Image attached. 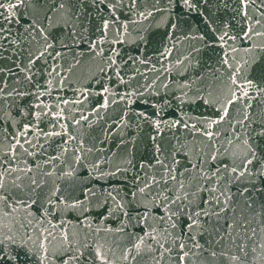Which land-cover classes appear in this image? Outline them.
Wrapping results in <instances>:
<instances>
[{
  "label": "water",
  "instance_id": "obj_1",
  "mask_svg": "<svg viewBox=\"0 0 264 264\" xmlns=\"http://www.w3.org/2000/svg\"><path fill=\"white\" fill-rule=\"evenodd\" d=\"M69 8L71 26L65 23ZM5 9L13 11L7 0ZM14 12L11 22L0 18L4 29L0 32V162L25 169L31 166L29 176L35 175L44 185L41 202L53 193L65 199L79 196L84 186L97 193L101 188L114 190V194L119 192L118 200H126V192L143 187L152 177L159 180L166 175L157 157L170 164L175 155L177 178L181 179L183 172L186 187L195 186L200 176L191 165L202 164L206 172L217 165H239L246 152L249 158L255 155L248 168L253 173L264 171L259 163L264 161V135L260 134L264 130V91H260L264 88V0H135L134 5L123 0L115 10L119 17L116 24L108 7L92 0H72L60 10L54 0H24ZM46 16H51V23ZM105 20L109 22L106 36L100 30ZM33 22L35 31L30 27ZM48 44L53 45L48 52L61 55L54 60L45 53L35 59ZM29 53L35 59L30 69ZM233 79L241 84L253 81L248 86L249 96L242 101L232 95L236 89ZM230 98L235 103L230 105ZM41 100L52 110L35 108ZM222 108H227V116L211 127L214 135L209 138L203 134L208 127L205 121L218 119ZM61 109L62 117L57 115ZM37 113L35 123L47 135L34 128L28 133L31 144H24L25 152L13 137L23 143L21 126ZM244 115L249 119L241 126ZM157 119L159 128L154 123ZM157 146L162 154L157 153ZM212 155L215 161L210 159ZM48 172L51 175H46ZM224 187L231 190L236 218L255 217L258 241H264L261 215L245 206L250 197L256 199L254 209L264 201V176L246 174L239 183L232 181ZM244 187L254 190L240 196L237 189ZM142 203L152 207L141 197L136 208ZM102 204V197L93 198L87 212L62 210L59 219L49 217L51 225H59L54 229L58 239L53 245L61 247L59 237L67 230L83 253L74 264H105L96 257L97 249L108 257L107 264H155L147 249L136 261L123 258L135 240L132 233H139L140 228L132 226L135 220L130 223L122 218L120 209L107 216ZM33 209L18 208L0 221V228L16 232L18 243L25 233L35 239L38 218ZM125 211L136 215L131 205ZM237 231L243 235V230ZM167 239L171 242L174 237ZM29 247L36 250L31 242ZM212 247L222 250L224 256L210 264H231L228 257L238 254L228 237ZM5 252L17 257L5 264H35L30 254L15 245L6 247ZM175 256V251L166 254L160 264H176ZM262 256L258 247L255 254H249L248 264H264ZM192 260L199 264L196 257Z\"/></svg>",
  "mask_w": 264,
  "mask_h": 264
},
{
  "label": "snow or ice",
  "instance_id": "obj_2",
  "mask_svg": "<svg viewBox=\"0 0 264 264\" xmlns=\"http://www.w3.org/2000/svg\"><path fill=\"white\" fill-rule=\"evenodd\" d=\"M23 2L24 0H7L8 6L13 10L9 13L7 9H5V0H0V9H5V11H0V18L8 19L11 22V17L15 14L14 10ZM36 2L44 3L45 0H36ZM131 2L133 5L135 4V0H131ZM187 2L188 0H185V3ZM54 3L56 4V9L60 10L64 9L66 4L72 3V0H54ZM92 3L105 4L109 9V16L112 23L116 24L118 22L119 17L115 15V10L122 5L123 0H92ZM70 13L71 8H69L67 12L68 20L65 21L69 26H71ZM46 19L51 23V16H46ZM258 22L259 21H257V23ZM30 27L35 31V22H33ZM108 27L109 22L105 20L100 29L105 36ZM2 31H4V29L0 28V32ZM249 31H252V29H249ZM40 32L43 33L44 29L40 28ZM71 34L75 38V31ZM44 39L47 40V36H45ZM51 47H53V45L48 44L44 52H41L35 59L45 56V53L54 60L58 58L61 55L59 51L55 53L47 51V49ZM64 47H68V45H64ZM92 47L95 48V45ZM102 51L101 49V54ZM29 57L30 69L35 59L31 58V53H29ZM53 71H55V68ZM236 71L239 72V69H236ZM56 74L59 75V73ZM49 75H51V73H49ZM117 76H119L118 71ZM26 78L31 80V76ZM120 81L121 83L124 82L122 77H120ZM232 84L236 86V89L233 90L232 93L233 97L242 101L244 97L249 96L248 86L252 85L253 81L246 80V83L241 84L238 83L236 79H233ZM256 87L260 88L259 85H256ZM2 91L3 88L0 87V92ZM104 91L107 92V89H104ZM236 91H239L238 97H236ZM260 91H264V88H260ZM104 99V106L106 107L107 97L105 96ZM121 99H123V97H121ZM249 99H251V97H249ZM228 103L230 105L235 103V99L230 98ZM34 107L41 110L44 108H47V111L52 110V107L44 105L42 100L34 105ZM248 107H250V105H248ZM219 111L221 110H218V112ZM222 111L223 115H220L218 119L205 121L208 127L203 131L204 135H207L209 138L214 135L210 130L211 127L224 120L225 116H227V108H222ZM62 112L63 110L61 109L60 113L57 115L62 117ZM44 114L46 115L47 112H44ZM140 115L144 116L145 114L140 113ZM145 118L151 119L150 117ZM248 119L249 117L244 115L243 119L239 121L241 126H243L244 122ZM38 120L39 113L33 117L32 121H28L21 126L22 131L20 132V136L24 137L23 143H21L19 138L13 137L15 145H19L25 152H27L28 149L24 148V144H31L28 133L34 131V128L36 131H39L40 134L47 135L43 130H39L38 124L35 123ZM160 122L159 119L154 122L157 128H159ZM176 123H179V121ZM185 126L187 125L185 124ZM55 134L59 135L60 133ZM260 134L264 135V130H262ZM236 139L238 141L240 140L239 133H237ZM153 140H155V137H153ZM244 143L247 144V141L245 140ZM15 145L11 150L13 159L15 158ZM172 152L175 153L174 148ZM157 153L162 154V150L159 146H157ZM210 159L215 161L216 156L212 155ZM254 159V154L252 158H249L246 152L241 164H225L223 168L217 165L214 170L209 169L207 172L204 170L202 164L191 165V168L198 171L200 176L195 186L186 187L184 173L180 172L181 179L177 178L175 165H177L179 161L176 160L175 155H172L170 164L167 163L166 160L157 157L156 162L164 168L166 175H162L159 180L152 177L151 182L146 180L143 187L137 186L135 190L126 192L125 197L128 198L126 200L124 197L118 200L117 196L119 192L114 194V190L101 188V191L97 193L95 188L84 186L81 188L79 196H69L68 199H65L63 195H56L53 193L51 196L46 197L44 202H41V196L43 195L42 189L44 186L43 182L37 180L35 175L29 176V173L32 171L31 166L25 169L19 166L11 167L8 161L0 162V221H2L4 217L11 215L12 212L20 207L33 209V206H35L33 213L35 217L38 218V223L34 228V231L38 233L35 239L31 235L25 233L23 236L19 237L20 242L18 243L16 232H13L12 229H8L7 232H4L3 229L0 228V264H5L6 261L11 262L17 259L15 255L5 252V248L10 245H15L24 249L25 252L30 254V257L35 260V264H46V262L47 264H53V261H55L56 264H74V262L79 261L83 253L80 251L75 236L70 238V234L67 230L59 237V239L63 241L61 247L56 248L53 245V241L58 239L54 229L59 227V225H51L49 217H56L59 219V214L62 210L81 209L82 212H87L88 205L92 202L93 198L98 199L99 197L103 198V204L101 206L104 207V212L107 216L113 215L116 209H120L122 218L128 219L130 223L135 220V224L132 226H138L140 228L139 233H132L135 240L132 242L131 247L127 249V254L123 256L125 260H128L129 257L133 261H136L138 257L143 258L145 249H147V252L151 254L152 259L155 261V264H160V261L165 259V255H170L173 251L176 252V264H185L186 260L188 264H195L192 257H196L199 260V264H210V262L218 261L224 256L222 250L218 251L217 248L212 247V245H220L221 242L225 240V237H228L230 242L236 246L238 253L228 257L231 264H248L247 258L249 254H255L258 251V247L259 251L264 254V241H258L259 226L253 227L255 217H253L252 220H250L247 215H243L240 219L236 218L231 190L230 188H225L224 184L232 181L239 183L241 177H244L246 174L248 176H264V171L258 169L256 173H253V171L248 168V165L252 164ZM259 163L264 167V161ZM36 167L39 168V165H36ZM140 167L144 168L145 165L142 163ZM13 173L17 174L13 176ZM46 175H51V172L46 173ZM68 175H70V173H68ZM24 179L28 180L26 185L23 183ZM9 186H11L12 189H19L20 192L11 191ZM251 190L254 189L244 187L242 190L237 189V192L240 196H244L245 193ZM58 191L59 189H57V192ZM261 191H264V189ZM21 193H23V195ZM141 197L143 200L148 201L152 207L150 208L148 203H142L140 204V209H137L136 204ZM121 200H124V202L121 203ZM112 204H115V208L112 207ZM254 204H256L255 198L250 197L245 200V206L253 211H257V214L262 217L261 223L264 224V201L259 202L258 209L253 208ZM129 205L136 211L134 217L131 216L128 211H125L126 206ZM102 215H104V213H102ZM84 219H87L86 215ZM152 220L156 221L155 225L151 222ZM221 221H223V223H221ZM44 223H48L51 226L47 228L42 227ZM28 224L31 225L32 221L29 220ZM21 227H23V225H21ZM237 229L243 230V235H241ZM120 230L123 231L124 229L121 228ZM161 236L163 239H160ZM169 236L174 237L171 242L167 239ZM200 238H203V243H201ZM37 241H39L38 245L36 243ZM29 242L36 248L35 251L29 247ZM83 247L87 248L88 245L85 243ZM194 249L195 251H193ZM205 253L208 255L205 256ZM95 255L107 264L108 257L99 249L96 250ZM261 258H264V256Z\"/></svg>",
  "mask_w": 264,
  "mask_h": 264
}]
</instances>
